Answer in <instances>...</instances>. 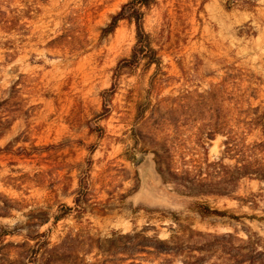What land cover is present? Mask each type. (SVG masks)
<instances>
[{
    "label": "rangeland",
    "instance_id": "374dc122",
    "mask_svg": "<svg viewBox=\"0 0 264 264\" xmlns=\"http://www.w3.org/2000/svg\"><path fill=\"white\" fill-rule=\"evenodd\" d=\"M128 1L0 0V120L11 123L0 138V264H48L47 243L81 228L101 238L148 230L176 248L144 254L143 264H186L189 254L240 264L249 236L264 248L258 180L243 179L231 197L194 199L159 173L166 134L194 146L212 118L220 124V92L216 106L205 99L216 84L246 74L243 86L259 88L252 102L264 105V0L250 10L226 0H157L144 27L158 63L117 75L136 27L103 29ZM225 141H208L211 161L225 156ZM81 180L82 213L54 224L62 205L75 206ZM197 200L239 219L201 218L191 207ZM96 252L86 256L91 264Z\"/></svg>",
    "mask_w": 264,
    "mask_h": 264
},
{
    "label": "trees",
    "instance_id": "16d2710c",
    "mask_svg": "<svg viewBox=\"0 0 264 264\" xmlns=\"http://www.w3.org/2000/svg\"><path fill=\"white\" fill-rule=\"evenodd\" d=\"M226 1L227 8L241 7L250 10L257 6V0ZM156 3L157 0H129L121 6L118 13L103 29V35L107 36L116 30L121 21H128L136 27V44L133 47L132 56L121 60L117 75L120 69L134 68L143 60L148 65L158 63L157 52L151 44V36L144 27L145 10ZM244 75L241 76V81H234L233 79L236 78L229 76L222 83L216 84L207 91L205 99L215 106L217 91L220 92L225 102L224 114L219 125L212 118L207 132L197 134L198 140L194 146H190L186 141L184 143L171 141L169 134H166L164 142H159V173L165 184L175 185L183 196L194 199L205 196L231 197L237 192L240 182L245 178L258 180L263 184L261 189L264 190V105H255L252 102L260 98L259 88L243 86ZM105 109H107L106 106ZM9 126L11 123L8 120H0V138ZM254 132V139L249 141L248 137ZM217 134L226 137L225 156L211 161L208 141L215 138ZM225 160L233 163H226ZM86 194L87 188L83 186V180H81L77 189L78 197L75 199V206L62 205L59 214L54 218V224L74 210L82 213V200ZM191 207L201 218L215 216L239 219L227 211L215 209L198 200L194 201ZM260 219L264 220V217ZM77 231L79 233H71L61 244L47 243L45 249L48 254V264H61V259L65 264H91L86 260V256L94 253V250L97 252L92 264H143L144 254H150L151 251L172 254L176 249L169 245L170 242L158 239L157 236H147L148 230L127 234L112 231L105 238L92 237L87 229L81 228ZM252 239L253 237L249 236L248 240H243L249 249L247 256L240 255L242 260L246 258L240 264L246 263L248 259L254 264H264V248L260 246L262 240L256 238L253 242ZM252 242L255 247L260 246L259 249H250ZM41 249L40 243L37 242L36 257L41 255ZM200 251L205 250L201 248ZM187 257L185 258L186 264L206 263L202 256L189 254Z\"/></svg>",
    "mask_w": 264,
    "mask_h": 264
}]
</instances>
